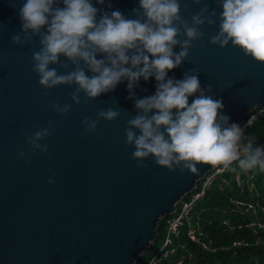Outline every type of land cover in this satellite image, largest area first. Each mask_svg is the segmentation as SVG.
I'll use <instances>...</instances> for the list:
<instances>
[{"label":"water","instance_id":"obj_1","mask_svg":"<svg viewBox=\"0 0 264 264\" xmlns=\"http://www.w3.org/2000/svg\"><path fill=\"white\" fill-rule=\"evenodd\" d=\"M25 2L0 0V264H138L158 241L161 222L175 215L178 204L213 166L197 165L198 173H181L156 165L152 157L144 161L147 168L138 167L132 159L135 149L125 145V128L138 114L135 99L155 94L154 76L139 80L133 99L128 80L123 79L95 100L81 92L80 104L71 100L76 85L51 90L40 86L33 71L39 37L24 47L11 41L21 31L18 10ZM91 2L100 10L97 20L103 12L115 10L136 19L133 9L140 5V0ZM179 2L180 15L189 23L207 5L209 12L217 13L216 24L201 27L203 40L192 42L188 58L166 79L181 80L186 72L197 69L201 88L222 100L219 111L229 117V124L240 127L255 110L264 109V63L245 56L231 42L225 48L209 42L219 31L223 11L216 0ZM59 6L63 7L62 0ZM180 50L179 45L173 49ZM102 58L97 54V59ZM60 60L68 62L63 55ZM68 63V69L49 67L65 74L74 70ZM86 75L93 74L86 70ZM198 95L190 96L189 104ZM50 103L72 107L61 116L48 107ZM108 108L120 116L113 121L101 119L94 132L85 134V118L96 119L101 109ZM50 121L55 122L50 135L40 141L48 151H33L27 138L47 128Z\"/></svg>","mask_w":264,"mask_h":264},{"label":"clouds","instance_id":"obj_2","mask_svg":"<svg viewBox=\"0 0 264 264\" xmlns=\"http://www.w3.org/2000/svg\"><path fill=\"white\" fill-rule=\"evenodd\" d=\"M60 2L26 0L18 10L21 31L13 34L11 41L24 47L38 36L40 50L33 53V71L39 76V85L49 90L76 85L71 94L76 104L81 103V92L95 100L113 91L123 79L128 80L129 98L133 99L139 80L154 76L155 94L135 99L138 114L128 120L125 128V145L134 146L131 156L138 167L147 168L144 161L152 157L156 165L170 172L179 169L195 174L199 171L197 165H222L226 169L235 161L244 169L264 170V147L241 145V128L229 124V117L221 114L222 100L213 99L201 88L197 69L186 72L181 80L166 79L169 71L188 58L192 42L203 40L201 27L216 24L215 11L209 12L205 5L189 23L180 15L179 0H140L139 8L133 9L136 19L125 18L115 10L103 12L97 20L100 10L91 0H62L63 7ZM104 2L96 0L97 4ZM192 2L200 4L201 0ZM216 2L223 11L219 14V31L209 42L220 48L231 42L245 56L264 63V0ZM177 45L181 49L178 53L173 51ZM97 54L103 58L97 59ZM61 55L74 70L60 74L49 67L55 64L68 69L69 63L61 62ZM86 70L93 75H86ZM211 90L208 85L207 92ZM195 93L199 95L189 104V97ZM48 107L63 116L72 106L50 103ZM119 116L120 112L112 108L101 109L96 119L85 118L84 132H94L101 119L113 121ZM54 124L50 121L47 128L27 138L33 151H48L40 141L50 135ZM19 155L24 157L23 152Z\"/></svg>","mask_w":264,"mask_h":264},{"label":"trees","instance_id":"obj_3","mask_svg":"<svg viewBox=\"0 0 264 264\" xmlns=\"http://www.w3.org/2000/svg\"><path fill=\"white\" fill-rule=\"evenodd\" d=\"M264 147V114L250 125L244 136V145ZM257 205L253 212L249 205ZM264 170L241 168L236 161L228 172L214 181L203 199L198 201L191 213V228L196 237L212 243L214 251H205L188 238V226L174 238L175 246L185 245L192 257L187 264H264V231L255 234L251 223L263 222ZM166 220L159 227V239L166 236ZM158 239V240H159ZM239 243V245H234ZM155 243L150 249L151 257L143 255L138 264H147L159 251ZM171 257L160 264H173Z\"/></svg>","mask_w":264,"mask_h":264},{"label":"built area","instance_id":"obj_4","mask_svg":"<svg viewBox=\"0 0 264 264\" xmlns=\"http://www.w3.org/2000/svg\"><path fill=\"white\" fill-rule=\"evenodd\" d=\"M263 114L264 109H259L253 112L240 126L242 135L245 136L248 127L255 123ZM226 172H228V168L225 169L222 165L213 166L212 170L197 185L196 189L178 204L175 215L165 219L167 230L163 245L160 247L159 251L148 261L147 264H160L171 257H175L173 264H187V260L192 257V254L185 245L175 246L174 238H177L181 235L182 229L184 227H191V213L195 204L204 198L206 192L210 189L214 181L218 179L221 174ZM257 206L258 204H252L249 205V208L253 212H256ZM262 212L264 213V208H262ZM255 222L251 223L249 226H253L258 229L264 228V221L259 222L260 224L258 225H252ZM188 234H190V236L192 235L191 239L194 242L197 241L196 234L192 228H190ZM234 245H239V243H235ZM203 246L205 250H209L207 243Z\"/></svg>","mask_w":264,"mask_h":264},{"label":"rangeland","instance_id":"obj_5","mask_svg":"<svg viewBox=\"0 0 264 264\" xmlns=\"http://www.w3.org/2000/svg\"><path fill=\"white\" fill-rule=\"evenodd\" d=\"M257 110H259V109H257ZM257 110H255V111H257ZM254 111V112H255ZM241 145L243 146L244 145V135H242L241 136ZM236 162V161H235ZM235 162H233V163H235ZM231 166V165H230ZM229 166V167H230ZM192 221V220H191ZM258 224H260L259 222H255L254 224H252V225H258ZM248 227H253V226H248ZM190 228L191 227H189L188 228V232H189V230H190ZM253 229L255 230V234H258V233H261V232H263L264 231V228L263 229H258V228H256V227H253ZM187 236H188V238L191 240V242H194L192 239H191V236H190V234H188L187 233ZM163 241H164V238L162 237V238H160L157 242H155V245H156V247H161L162 245H163ZM194 243H197L201 248H203L204 250H205V248H204V244H206L207 242L206 241H203V240H201V239H199V238H197V241L196 242H194ZM208 244V249L209 250H205V251H214V248H213V244L212 243H207ZM153 254V251H151V250H148L144 255H146V257H151V255ZM191 254H192V251H191Z\"/></svg>","mask_w":264,"mask_h":264}]
</instances>
